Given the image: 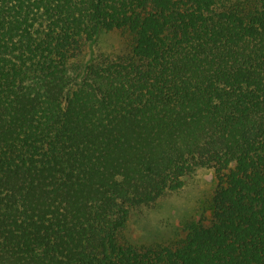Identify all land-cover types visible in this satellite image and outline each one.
<instances>
[{
    "label": "trees",
    "instance_id": "obj_1",
    "mask_svg": "<svg viewBox=\"0 0 264 264\" xmlns=\"http://www.w3.org/2000/svg\"><path fill=\"white\" fill-rule=\"evenodd\" d=\"M199 169L208 225L129 243ZM0 264H264V0H0Z\"/></svg>",
    "mask_w": 264,
    "mask_h": 264
},
{
    "label": "rangeland",
    "instance_id": "obj_2",
    "mask_svg": "<svg viewBox=\"0 0 264 264\" xmlns=\"http://www.w3.org/2000/svg\"><path fill=\"white\" fill-rule=\"evenodd\" d=\"M134 38L128 32H102L78 58L83 70L103 56L130 53ZM218 181L212 169H199L188 177L180 192L167 194L151 207L133 210L125 238L137 246L178 245L191 230L208 225L213 215V199Z\"/></svg>",
    "mask_w": 264,
    "mask_h": 264
}]
</instances>
